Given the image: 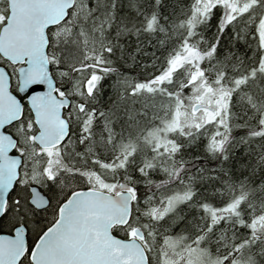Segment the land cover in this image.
Returning <instances> with one entry per match:
<instances>
[{"label": "snow or ice", "instance_id": "6c2138e0", "mask_svg": "<svg viewBox=\"0 0 264 264\" xmlns=\"http://www.w3.org/2000/svg\"><path fill=\"white\" fill-rule=\"evenodd\" d=\"M0 264H264V0H0Z\"/></svg>", "mask_w": 264, "mask_h": 264}]
</instances>
